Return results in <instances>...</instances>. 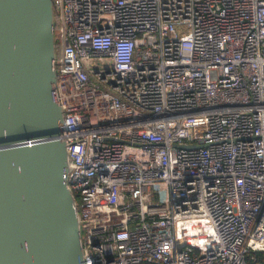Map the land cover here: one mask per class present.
Listing matches in <instances>:
<instances>
[{
    "label": "built area",
    "instance_id": "1",
    "mask_svg": "<svg viewBox=\"0 0 264 264\" xmlns=\"http://www.w3.org/2000/svg\"><path fill=\"white\" fill-rule=\"evenodd\" d=\"M54 18L84 264H262L264 0H54Z\"/></svg>",
    "mask_w": 264,
    "mask_h": 264
},
{
    "label": "water",
    "instance_id": "2",
    "mask_svg": "<svg viewBox=\"0 0 264 264\" xmlns=\"http://www.w3.org/2000/svg\"><path fill=\"white\" fill-rule=\"evenodd\" d=\"M54 26V0H0V264H84Z\"/></svg>",
    "mask_w": 264,
    "mask_h": 264
},
{
    "label": "trees",
    "instance_id": "3",
    "mask_svg": "<svg viewBox=\"0 0 264 264\" xmlns=\"http://www.w3.org/2000/svg\"><path fill=\"white\" fill-rule=\"evenodd\" d=\"M257 258H258V261H260L262 264H264V254H259L257 256Z\"/></svg>",
    "mask_w": 264,
    "mask_h": 264
}]
</instances>
